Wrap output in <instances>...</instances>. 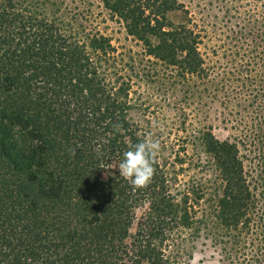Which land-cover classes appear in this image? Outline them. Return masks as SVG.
Listing matches in <instances>:
<instances>
[{
	"label": "trees",
	"instance_id": "trees-1",
	"mask_svg": "<svg viewBox=\"0 0 264 264\" xmlns=\"http://www.w3.org/2000/svg\"><path fill=\"white\" fill-rule=\"evenodd\" d=\"M91 1L0 0V264H188L200 240L221 264H264L263 170L257 191L237 143L203 127L181 141L192 154L174 151L132 97L139 83H211L199 45L218 14L243 69L264 68V0H199L192 13L179 0ZM94 2L139 50L112 45ZM148 134L161 150L138 189L118 166Z\"/></svg>",
	"mask_w": 264,
	"mask_h": 264
},
{
	"label": "rangeland",
	"instance_id": "rangeland-1",
	"mask_svg": "<svg viewBox=\"0 0 264 264\" xmlns=\"http://www.w3.org/2000/svg\"><path fill=\"white\" fill-rule=\"evenodd\" d=\"M179 1L188 6L191 13L198 11L195 5L201 3L199 0ZM92 11L97 15L99 31L109 37L112 45L119 48L120 52L128 49L139 50L135 41L127 36L120 21L111 18L99 2H94ZM218 15V20L210 21L219 28L218 31L207 27V33L203 35L202 44L199 45L200 53L205 61L214 68L211 75V79L214 80L211 83L195 80L189 88L175 84L168 86V89L147 82L145 85L139 83L134 86L135 95L132 97L136 99L139 94H143V99L146 100L145 105L148 107L147 119L152 122L153 127L158 123L157 130L165 133L163 140L172 145L174 151H182L180 149L184 146V149H188L189 155L192 154L191 147L182 144L181 141H185L184 139L195 127L210 130L220 142L237 143L240 156L243 157L244 171L253 177V188L259 191L258 174L260 175L263 170L261 176L264 175V166L260 164L261 160L258 161L254 157L260 155L259 151L264 153V146L253 141V135H263L264 130V91H261L262 83H264V68L261 66L262 63L258 62L256 67L245 68H252L253 72L243 69L245 58L242 56L246 54L243 50L234 51L235 49L232 48L231 51L229 50L231 46L226 39V29L219 22L223 14ZM196 16L199 17L198 14ZM168 17L174 23H182L186 19V15L180 11L172 12L168 14ZM124 48L125 50H122ZM188 89L191 90L189 93H187ZM173 101L178 102L179 107H184L188 121L185 127L173 126L177 119L174 113L178 110L174 108ZM179 153L182 156L181 152ZM171 159L173 160L174 157L172 156ZM187 167V164L182 165L183 169ZM178 169L179 166H176V170ZM194 171L191 167L184 172V175H191ZM179 176L180 179L184 178L181 172ZM194 248L193 260L188 264H221L217 253L208 242L200 240Z\"/></svg>",
	"mask_w": 264,
	"mask_h": 264
},
{
	"label": "clouds",
	"instance_id": "clouds-1",
	"mask_svg": "<svg viewBox=\"0 0 264 264\" xmlns=\"http://www.w3.org/2000/svg\"><path fill=\"white\" fill-rule=\"evenodd\" d=\"M160 150L159 140L148 134L142 142L123 153V160L118 166L120 176L130 180L135 188L148 186L155 174V158Z\"/></svg>",
	"mask_w": 264,
	"mask_h": 264
}]
</instances>
